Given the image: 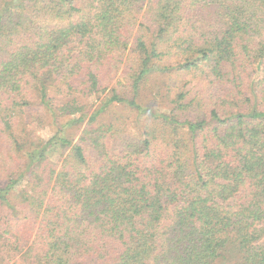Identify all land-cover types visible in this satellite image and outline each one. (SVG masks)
<instances>
[{"label": "trees", "instance_id": "obj_1", "mask_svg": "<svg viewBox=\"0 0 264 264\" xmlns=\"http://www.w3.org/2000/svg\"><path fill=\"white\" fill-rule=\"evenodd\" d=\"M218 263L264 264V0H0V264Z\"/></svg>", "mask_w": 264, "mask_h": 264}, {"label": "rangeland", "instance_id": "obj_2", "mask_svg": "<svg viewBox=\"0 0 264 264\" xmlns=\"http://www.w3.org/2000/svg\"><path fill=\"white\" fill-rule=\"evenodd\" d=\"M42 133H43V135L48 136L50 134V131L49 130H44Z\"/></svg>", "mask_w": 264, "mask_h": 264}]
</instances>
